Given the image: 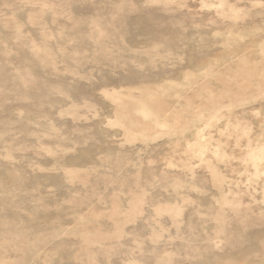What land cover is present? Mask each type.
I'll list each match as a JSON object with an SVG mask.
<instances>
[{
    "label": "rangeland",
    "instance_id": "rangeland-1",
    "mask_svg": "<svg viewBox=\"0 0 264 264\" xmlns=\"http://www.w3.org/2000/svg\"><path fill=\"white\" fill-rule=\"evenodd\" d=\"M0 264H264V0H0Z\"/></svg>",
    "mask_w": 264,
    "mask_h": 264
}]
</instances>
